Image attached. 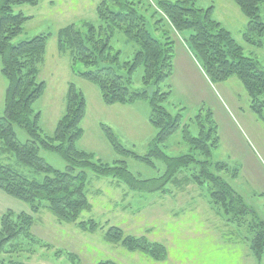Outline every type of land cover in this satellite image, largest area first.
<instances>
[{
    "label": "rangeland",
    "instance_id": "obj_1",
    "mask_svg": "<svg viewBox=\"0 0 264 264\" xmlns=\"http://www.w3.org/2000/svg\"><path fill=\"white\" fill-rule=\"evenodd\" d=\"M142 1L140 12L146 16L150 32L162 37L164 31H168L174 41L173 75L161 86L163 91L171 88L164 107L174 117L181 114L183 125L187 124L195 137L199 136L200 124L207 129L210 124L216 126L219 142L218 147L212 149L210 168L222 176L243 197L246 206L254 211V214L246 216V221L256 217L264 222V109L259 114L252 108L251 98L238 77L212 81L187 43L191 32H177L170 26L158 8L160 0ZM89 4L87 0L85 5L89 7ZM196 7H213V17L232 33L243 47L244 54L254 58L264 69V44L255 45L246 40L249 20L234 2L196 0ZM111 8L118 9L114 5ZM14 12L26 16L34 14L35 17L26 21L22 33L12 39V44L49 34L46 57L38 75L39 81H45L46 89L34 104V112L41 114L39 123L42 137L53 135L58 120L65 113L68 85L74 83L83 92L87 105L81 123L84 133L77 147L95 153L96 160L101 159L110 165L125 160L129 170L139 179L162 178L166 171L162 159L151 158V162H148L134 155L123 156L112 148L102 129V124L108 125L126 149L138 156H148L158 132L150 122V99H137L124 104L104 103L98 85L75 73L69 51L59 50L58 32L65 25L55 22V18L63 12L29 4L15 6ZM89 20L94 24L100 23L97 13L95 19L92 17ZM77 23L78 29L85 30L80 22ZM112 44L115 51H121L124 61L131 60L139 48L136 43H128L122 34H118ZM1 69L0 57V116L4 115L8 85ZM75 70L85 71L87 67L77 63ZM142 75L143 69L140 68L134 75L131 90L144 89ZM154 90L155 87L148 88L150 94ZM14 129L20 142L25 143L30 139L25 129L16 124ZM165 146L162 148L169 156L197 154L183 139L181 130L169 137ZM39 154L55 169H67L68 163L57 152L39 144ZM0 159L6 163H17L10 154L0 155ZM219 162L225 163L227 170L217 169ZM18 168L37 179L45 176L33 172L30 167L20 165ZM199 168L200 164L193 162L181 170L177 178L182 180ZM80 170L78 168L76 172ZM84 170L88 179L87 198L92 209L83 211L74 222H60L46 208L33 213L35 224L31 232L42 244L31 245L21 252L0 254L5 264H9L10 260H20L26 264H96L101 260H112L118 264H245L244 245L239 251L242 255L234 257L227 254L223 247L220 248V238H230L233 234L231 231H235L233 237L250 241L252 229L248 223L238 225L227 222V215L211 206L207 183L196 185L170 181L164 184L166 192L161 189L141 190L131 188L118 178L98 176L90 168ZM161 184L162 181H151L149 187ZM8 211L32 214L30 203L0 189V216ZM91 219L99 223L96 231L79 226L80 222ZM220 223H227L233 229L222 231ZM111 226L121 229L124 235L146 237L150 242L163 243L167 256L162 261H156L143 252L129 251L121 242L106 241V233ZM222 232L223 236L220 235ZM234 253H237L236 249ZM223 254L226 257L221 258ZM261 264H264V256Z\"/></svg>",
    "mask_w": 264,
    "mask_h": 264
},
{
    "label": "trees",
    "instance_id": "obj_2",
    "mask_svg": "<svg viewBox=\"0 0 264 264\" xmlns=\"http://www.w3.org/2000/svg\"><path fill=\"white\" fill-rule=\"evenodd\" d=\"M231 1L249 20L246 40L255 45H263L264 0ZM142 2L100 0L96 7L100 23L83 21L81 24L85 30L78 29L76 24L62 27L58 32V46L61 52L69 51L75 73L98 85L104 103L124 104L137 99H150V122L158 132L148 156H138L126 149L113 129L102 124L108 142L117 153L123 156L134 155L148 162H151V158L165 162L166 171L162 178L146 180L137 178L125 160L110 165L101 159L96 160L95 153L77 147L84 133L81 123L87 105L83 92L74 83L68 85L65 113L58 120L53 135L42 137L39 123L41 114L34 112V104L46 89L45 81H39L38 75L46 57L49 34H40L31 40L12 44V39L22 33L29 19L23 13H15L14 7L25 4L36 6L39 0H0L1 72L8 80L4 115L0 116V155H13L17 162L6 163L0 159V189L30 203L32 210V214L8 211L0 216V254L21 252L31 245L42 244L31 232L35 224L33 213L37 214L42 208L52 212L60 222H74L83 211H90L92 205L87 198L88 179L84 170L90 168L98 176L118 178L133 189H161L166 192L164 184L170 181L196 185L207 183L209 203L227 215V222L249 224L253 232L250 248L258 264H261L264 256V222L256 217L247 222L246 216L254 214V211L246 206L243 197L222 176L210 168L212 149L215 150L219 142L216 126L210 124L207 129L200 124L199 136L195 137L189 126L183 125L182 115L172 116L163 105L171 94V88L163 91L161 86L173 75L174 41L168 31H164L162 37H156L150 32L147 18L140 12ZM111 5L118 9L113 10ZM158 8L174 30L191 32L187 43L206 75L212 81L238 77L251 98L252 108L260 114L264 109V69L258 61L244 54L243 47L232 33L213 17V7L198 8L196 0H160ZM118 34L125 36L128 43L139 46L131 60H122L121 51L114 50L112 42ZM77 63L84 64L87 70L76 71ZM140 68L143 69L142 81L145 87L142 90H131L134 75ZM149 87H155L156 90L150 94ZM15 124L26 130L30 137L27 142L18 140ZM179 130L197 154L169 156L164 152L162 147H166L165 142ZM39 144L63 157L68 163L67 169L57 170L42 158ZM197 156L202 159L199 160ZM193 162L200 164L199 170L182 180L177 178L178 173ZM20 165L45 176L37 179L25 174L18 168ZM78 168L81 170L76 172ZM216 168L227 170V165L219 162ZM151 181H162V184L149 187ZM79 224L91 232L99 228V223L93 219ZM105 239L113 243L121 242L129 251L143 252L156 261H162L167 256V248L163 243L150 242L146 237L124 235L115 226L108 229ZM0 264H5L2 259ZM9 264L26 263L10 260ZM96 264L118 263L101 260Z\"/></svg>",
    "mask_w": 264,
    "mask_h": 264
},
{
    "label": "crops",
    "instance_id": "obj_3",
    "mask_svg": "<svg viewBox=\"0 0 264 264\" xmlns=\"http://www.w3.org/2000/svg\"><path fill=\"white\" fill-rule=\"evenodd\" d=\"M100 0H89V7L85 5L87 0H39V3L36 5V8H40L41 6L50 7L52 10H61L63 12L62 15L57 14L55 18V22H58L60 24H63L62 26H66L69 24H76L77 22L83 23V21H91L89 19H95L96 17V7ZM63 16V17H62ZM31 18L35 17L34 14L28 16ZM94 23V22H93ZM230 227L227 223L221 225L220 223V230L225 231ZM233 229V228H232ZM233 234L230 235V238H220V248L223 247V249L226 250L227 254L230 255H242L241 247L244 245V254L246 256L245 264H258V261L253 254L251 248H250V241L242 240L241 237H233L235 231H231ZM223 236V232L220 234ZM220 236V237H221ZM235 249L237 253L235 252ZM226 257L224 256H220ZM262 261V260H261Z\"/></svg>",
    "mask_w": 264,
    "mask_h": 264
}]
</instances>
